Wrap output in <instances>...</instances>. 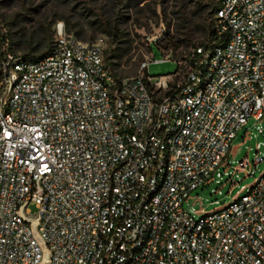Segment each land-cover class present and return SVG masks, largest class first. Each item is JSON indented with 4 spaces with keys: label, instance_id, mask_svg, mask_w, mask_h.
<instances>
[{
    "label": "built area",
    "instance_id": "built-area-1",
    "mask_svg": "<svg viewBox=\"0 0 264 264\" xmlns=\"http://www.w3.org/2000/svg\"><path fill=\"white\" fill-rule=\"evenodd\" d=\"M215 2L173 73L150 75L151 48L121 79L106 37L64 23L45 56L0 60V264H264V172L221 209L184 208L264 115V0Z\"/></svg>",
    "mask_w": 264,
    "mask_h": 264
},
{
    "label": "rangeland",
    "instance_id": "rangeland-1",
    "mask_svg": "<svg viewBox=\"0 0 264 264\" xmlns=\"http://www.w3.org/2000/svg\"><path fill=\"white\" fill-rule=\"evenodd\" d=\"M201 0H0V60L10 52L26 59L42 57L51 35L53 43L58 23H64L69 34L84 42L110 36L102 27L101 17L119 24L125 33L123 47L127 53L120 59L116 74L122 78L137 76L152 47V76L173 73L177 61L188 55L197 44L208 40L215 28V9L201 5ZM215 2V0H209ZM70 21L72 30L67 23ZM79 33V35H78ZM7 35V40L4 39ZM152 42V43H151ZM106 47V48H107ZM50 48L46 51L48 52ZM169 55L171 59H166ZM262 158L258 164L256 158ZM264 172V115L250 117L231 144L226 161L213 180L192 191L184 208L197 218L223 208ZM33 214L38 209L29 206Z\"/></svg>",
    "mask_w": 264,
    "mask_h": 264
},
{
    "label": "trees",
    "instance_id": "trees-1",
    "mask_svg": "<svg viewBox=\"0 0 264 264\" xmlns=\"http://www.w3.org/2000/svg\"><path fill=\"white\" fill-rule=\"evenodd\" d=\"M200 4L203 6L204 5H212V6H214V9H216V2H209V0H201ZM101 21H102V27L105 26L106 28H108L106 33L110 36L109 46L105 49V61H106L107 67L111 71L115 72L116 67H118V65H119L120 59L127 53V50L123 47V44H124L123 37L125 36V33L120 28V26L116 22V20L114 22H112L109 19L104 18L102 16ZM67 27H69V30H72L71 26H70V21H68ZM212 34H213V32L209 35L208 39H211ZM78 35H79V33H78ZM6 36L7 35H4L5 40L8 39V37H6ZM50 38H51V35H48V37H46L44 40H42V42H44L46 44L45 52L43 55H41L42 57L45 56L46 54H48V52L50 50L48 52H46V51L49 48L51 49V47H52L53 43L50 42ZM201 44H203V43H201ZM201 44H197V45H201ZM196 46H194V47H196ZM151 48L152 47L150 46V49ZM8 53H10V52L4 53V56H6V54H8Z\"/></svg>",
    "mask_w": 264,
    "mask_h": 264
}]
</instances>
